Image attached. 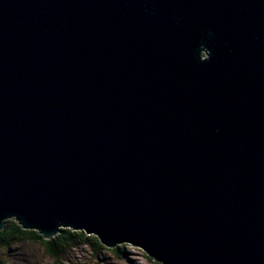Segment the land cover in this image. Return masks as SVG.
<instances>
[{
	"label": "water",
	"instance_id": "obj_1",
	"mask_svg": "<svg viewBox=\"0 0 264 264\" xmlns=\"http://www.w3.org/2000/svg\"><path fill=\"white\" fill-rule=\"evenodd\" d=\"M9 219L264 264V0H0Z\"/></svg>",
	"mask_w": 264,
	"mask_h": 264
},
{
	"label": "rangeland",
	"instance_id": "obj_2",
	"mask_svg": "<svg viewBox=\"0 0 264 264\" xmlns=\"http://www.w3.org/2000/svg\"><path fill=\"white\" fill-rule=\"evenodd\" d=\"M114 247L95 250L91 244L70 250L58 261L50 258L37 243L22 242L0 249V264H158L138 247L126 244L121 253L110 251ZM108 249V250H106Z\"/></svg>",
	"mask_w": 264,
	"mask_h": 264
},
{
	"label": "trees",
	"instance_id": "obj_3",
	"mask_svg": "<svg viewBox=\"0 0 264 264\" xmlns=\"http://www.w3.org/2000/svg\"><path fill=\"white\" fill-rule=\"evenodd\" d=\"M22 242L39 244L47 256L56 261H58L60 257L66 255L67 252L76 249L80 245H87L89 243L94 246L95 250L103 249L98 238L93 235H87L80 230L63 229L54 238L46 241L37 231L23 229L20 222L17 220H6L3 229L0 231V249L3 247L8 248ZM125 245L126 244L119 245L110 251L120 254L121 249ZM147 259H149V257Z\"/></svg>",
	"mask_w": 264,
	"mask_h": 264
}]
</instances>
